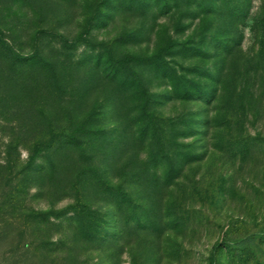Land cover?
<instances>
[{
	"label": "rangeland",
	"instance_id": "374dc122",
	"mask_svg": "<svg viewBox=\"0 0 264 264\" xmlns=\"http://www.w3.org/2000/svg\"><path fill=\"white\" fill-rule=\"evenodd\" d=\"M1 28L45 62L0 57V264L32 237H68L57 218L27 228L8 194L35 211L63 210L77 190L98 201L95 162L136 200L114 240L76 246L87 264H264V0H0ZM144 91L171 123L161 164L135 134ZM61 134L77 148L54 151ZM31 161L41 182L13 176Z\"/></svg>",
	"mask_w": 264,
	"mask_h": 264
},
{
	"label": "trees",
	"instance_id": "16d2710c",
	"mask_svg": "<svg viewBox=\"0 0 264 264\" xmlns=\"http://www.w3.org/2000/svg\"><path fill=\"white\" fill-rule=\"evenodd\" d=\"M158 4L161 0H156ZM176 2V1H174ZM210 2H215V0H210ZM166 4L165 1L162 5ZM40 33L46 34L47 30L43 29ZM60 38L62 37L61 35ZM63 38V37H62ZM65 39V38H63ZM8 39L4 34V30L0 29V57L10 60H21L22 62H32V63H40L45 62L41 54L39 52H33L30 56L26 58H21L18 54L15 53L11 49V46L8 44ZM143 64V63H142ZM94 74L98 78H101V75L105 76L104 69L101 68L100 63H95ZM195 95L207 99L211 94L201 93L198 88H194ZM199 92V93H198ZM151 94H148L147 91H144V100L142 101L139 113L143 120V125L141 130L136 131L137 136L143 138L144 141L147 142V147L151 149V156L149 155L150 163H158L166 161L167 158L174 151H169V142L168 137L170 132L167 128L171 125L170 120H165L155 113L154 110L149 108L151 101ZM170 98V97H169ZM170 124V125H169ZM174 126V123H172ZM59 139L56 138L54 142V151L58 152L67 147L77 148L78 143L68 142L73 141L72 137L67 138L64 134ZM168 142V143H167ZM80 145V144H79ZM178 146V145H176ZM32 162L27 163V166L23 170H17L14 172L13 176L20 177L23 173L25 181L32 180V176H35L37 183L41 182L42 179L45 178L46 173H43V169L41 170V174H37V170L31 169L29 167L32 166ZM100 163V162H99ZM98 163V164H99ZM96 162L92 163V174L89 176L90 184L94 186L100 192V199H96L98 201H90L87 202L84 200L83 195L80 190H77L75 201L63 210H55L49 209L46 211H35L29 209L28 207H21L19 203V196L17 193L13 194L10 192L8 194L9 200V212L10 215L16 219H22L24 225H40L49 223L52 218H57L61 220L62 225L66 227V235L63 237L56 238L55 240L42 238L36 239L32 237L29 239L30 241L24 243V246H29V251H22L21 257H13L14 264H87V257L84 253L79 258L74 256V249L79 247L82 249L87 244H91L98 248L102 249V246L107 243L108 240H114L117 235V226L120 221V217L122 216V208L133 207L134 201L136 198L133 197L131 192H125L124 189L118 185L113 186L109 184V178L107 176H101L102 170L105 168L104 166H99ZM111 167L113 164H110ZM88 168V167H87ZM175 167H170L169 170L165 173L163 177L164 181L172 182L175 178L178 177L179 173H172ZM177 170V169H175ZM87 175L82 170L77 172L76 179L80 180V176ZM131 182L138 183L141 178V174L139 172H135L132 174ZM31 178V179H29ZM166 185H171V183H166ZM88 188V186H87ZM146 195L138 196L137 199L147 203ZM93 202V203H92ZM23 209V210H22ZM111 224V225H110ZM111 226L113 228V232L111 236H107L109 232L107 231V227ZM32 231L33 228L31 227ZM72 237V238H71ZM73 245V246H72ZM17 246V245H16ZM72 246V247H71ZM33 249V251H32ZM74 256V257H73Z\"/></svg>",
	"mask_w": 264,
	"mask_h": 264
}]
</instances>
